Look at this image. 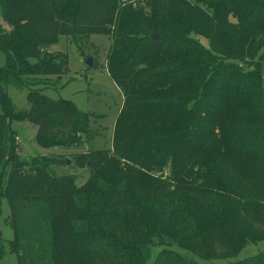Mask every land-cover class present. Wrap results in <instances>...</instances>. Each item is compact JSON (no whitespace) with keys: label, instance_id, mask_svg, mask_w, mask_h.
I'll use <instances>...</instances> for the list:
<instances>
[{"label":"trees","instance_id":"trees-1","mask_svg":"<svg viewBox=\"0 0 264 264\" xmlns=\"http://www.w3.org/2000/svg\"><path fill=\"white\" fill-rule=\"evenodd\" d=\"M143 1L0 0V202L13 231L0 258L148 264L157 245L151 264H196L174 248L228 261L264 241V0L132 8ZM93 36L110 38L104 68L123 104L110 148L82 152L103 115L45 94L67 74L65 54L48 48L64 37L87 60ZM9 88L25 92L27 109ZM13 121L35 126L41 148L76 150L72 169L87 179L55 176L63 155L21 160ZM167 170L165 184L157 175ZM228 193L230 203L204 201ZM226 264H264V252Z\"/></svg>","mask_w":264,"mask_h":264},{"label":"rangeland","instance_id":"rangeland-1","mask_svg":"<svg viewBox=\"0 0 264 264\" xmlns=\"http://www.w3.org/2000/svg\"><path fill=\"white\" fill-rule=\"evenodd\" d=\"M133 0H119L120 7L126 5V2ZM147 1H143L142 4L137 2L132 8H141L144 13H148L149 8H146ZM201 44L207 48L206 40L200 38ZM92 49L90 50L92 67L86 66V61L79 55L76 47L70 45L64 37H59L57 42L49 46V53H63L66 56L67 74L65 78H62L64 86L57 90L46 91L52 99L62 98L71 102L78 111L83 113H92L96 115H103L101 120H97L91 123L92 130L96 133V137L89 143L84 144L79 151L85 152L92 148H110L111 137L113 131V125L115 118L122 108L123 98L119 89L115 86L112 80L109 78L106 69L104 68L106 56L110 48V38L107 36H93L90 39ZM264 53V47L261 50ZM258 59V57H257ZM3 64L2 57H0V66ZM7 94L11 99L13 105L19 110L27 109L26 94L25 92L17 91L14 88L7 89ZM11 128L14 131V135L17 141H14L15 145H18V156L21 160H27L32 157L41 156H60L63 155L68 163L62 167H53L52 173L55 176L76 174L75 177L78 182H84L88 177L87 169L73 170L70 154L75 152L74 149H44L39 147L35 142L36 127L27 122H12ZM74 172V173H73ZM156 176V175H155ZM157 177L165 184L169 183L168 170L164 174H159ZM171 183V182H170ZM210 196L208 190H204ZM211 204H217L221 202L230 203L232 199L228 194H211ZM222 196L224 198H219ZM251 198V196H247ZM218 202V203H217ZM251 205L252 200L250 199ZM254 204V203H253ZM253 207V206H248ZM9 215V208L5 201L0 202V244L6 245L8 241L13 238V231L11 227L6 223V218ZM160 246H153L151 248V259L148 264L154 261V258ZM180 252L184 257L192 259L196 264H226L227 262H233L236 260L252 257L260 252H264V241L257 244H248L245 246L237 256L226 260H212L205 261L192 256L185 250L180 248H174ZM0 264H17L16 256L9 252H6L3 257L0 258Z\"/></svg>","mask_w":264,"mask_h":264},{"label":"water","instance_id":"water-1","mask_svg":"<svg viewBox=\"0 0 264 264\" xmlns=\"http://www.w3.org/2000/svg\"><path fill=\"white\" fill-rule=\"evenodd\" d=\"M151 38L153 39H158L159 34L151 35ZM86 66L87 67H92L91 59L88 58L86 61ZM260 75L262 77V100H263V106H264V56L261 62V67H260Z\"/></svg>","mask_w":264,"mask_h":264}]
</instances>
